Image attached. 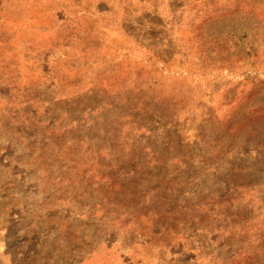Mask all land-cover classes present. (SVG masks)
<instances>
[{"label":"rangeland","instance_id":"1","mask_svg":"<svg viewBox=\"0 0 264 264\" xmlns=\"http://www.w3.org/2000/svg\"><path fill=\"white\" fill-rule=\"evenodd\" d=\"M0 264H264V0H0Z\"/></svg>","mask_w":264,"mask_h":264}]
</instances>
